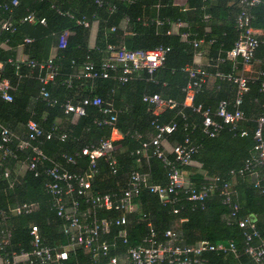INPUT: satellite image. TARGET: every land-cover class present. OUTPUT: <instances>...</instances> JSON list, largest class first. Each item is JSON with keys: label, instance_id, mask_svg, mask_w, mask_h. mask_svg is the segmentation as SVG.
Returning a JSON list of instances; mask_svg holds the SVG:
<instances>
[{"label": "trees", "instance_id": "16d2710c", "mask_svg": "<svg viewBox=\"0 0 264 264\" xmlns=\"http://www.w3.org/2000/svg\"><path fill=\"white\" fill-rule=\"evenodd\" d=\"M10 1L0 0V3ZM110 6L114 7V11H109ZM57 10L68 12L73 19L58 15ZM29 12H35L38 18H44L46 25L21 23V19ZM239 13V0H189L187 9L173 5V0H135L133 3L128 0H103L102 6H98L95 0H18V5L10 11L2 13L0 10V16L8 19L15 28L13 33L0 31V45L5 43L9 48H0L2 76L13 87L10 92L11 102L0 98V125L15 133L21 140L28 139L26 124L29 121L37 123L44 133H51L49 140L43 136L31 142L33 145L40 143L39 148L51 161H44L33 171L26 170L22 176L16 173L18 165L27 162L32 152L30 149L16 150L17 141L9 145L15 151L16 159L8 158L4 161L3 169H8L10 173L8 178L3 176V169H0V211L24 203H33L38 207L30 214L11 216L5 223L0 222V229L7 227L11 231L10 246L6 248V252L30 251L32 226L39 230L46 245L66 243L61 232L65 222L56 215L52 206L53 197L45 188V184L51 182L46 171L55 164L71 174H85L90 170L89 160L80 155L81 150L85 147H96L108 139L112 128L97 124L104 115L96 107H86L85 116L73 121L72 116L64 115L63 105L99 97L103 102L110 103L118 112L114 127L123 139L114 143L117 149L111 153L116 160V173H112L105 158L95 161V173L91 181L94 192L116 193L120 196L127 188L129 176L133 171L147 174L148 183L151 185L165 186L168 169L161 160L151 155L152 148L141 154H136V151L155 134V125L175 124V131L167 136L172 146L182 144L186 138L200 146L193 160L201 166L203 174L193 173L189 166L184 167V170L193 173L188 177L190 184L198 188L212 177L231 180L235 192L233 201L240 205L236 219L227 224L226 217L230 210L222 203L219 192L206 198L202 205L187 201L183 193L178 194L176 203L163 204L156 195L142 189L138 203L147 220L132 225L128 234L129 243H139L148 230L149 222L160 239L165 231H175L182 247L193 246L202 240L212 244L234 243L237 256L209 253L205 255L207 264H254L244 254V237L242 230L236 225V220L253 216L254 225L264 238V193L253 187L251 177L235 176L231 179L230 171L242 168L256 144L255 120L264 115L261 79H251L247 92L242 96L240 108L246 120L240 123L236 130L224 126L213 138L202 133V117L182 106L183 88L189 81L185 69L194 66V53L204 50L210 62H215L218 58L224 59L226 52L233 48L238 37L235 23ZM250 14L253 17V28H264V5L260 3L254 6L250 9ZM205 15L208 16L207 21L203 19ZM80 18H85L90 23L98 21L95 40V48L98 50L89 48V27L77 25L76 20ZM155 21L163 24L157 25ZM177 22L186 24V31L190 34L187 42L181 41L180 31L168 34L170 24ZM123 23L129 35L123 33ZM112 28L115 30L111 32ZM67 29L71 36L66 47L56 50L58 34ZM25 38L32 39V43L23 44ZM193 40H203V50L202 47L195 50L191 44ZM121 42L127 50H153L163 47L169 48L170 52L162 68L152 75L142 73L139 78L125 84H119L113 79L92 80L74 77L87 61L93 62L98 69L106 57V46H117ZM18 47H21L28 60L38 64L49 60L55 49L53 66L56 76L46 88L49 98L57 101L56 105L48 106L40 96L42 84L39 78L45 75L46 70L39 66L31 69L24 62L16 63ZM256 53L257 57L264 60V44L261 42ZM220 68L225 72L220 71ZM205 69L207 70L206 67ZM258 69L264 71V63ZM207 71L234 74L229 61L218 63L216 68L210 67ZM67 81L71 82L70 85ZM233 87V94L220 93L214 100V106H206L200 101L201 90L196 94L194 104L214 111L219 101L234 100L236 89L235 85ZM154 94L164 100H173L178 106L165 109L156 116L150 109L151 106L142 100L144 96ZM182 114L186 118H182ZM242 131L246 132V135L242 136ZM62 135H65L64 139H61ZM167 157L173 159L171 154ZM67 158L74 159V164L69 163ZM73 199L80 203L81 210L87 208L83 199L75 195L67 197L65 201ZM176 208L179 213L174 215L172 210ZM96 215L102 218L109 213L99 210ZM119 215L120 212H112L113 217ZM116 232L117 229L114 228L111 236ZM119 249L121 252L126 250L122 246H119ZM64 264H90V261L81 250H76L70 253L68 261Z\"/></svg>", "mask_w": 264, "mask_h": 264}, {"label": "built area", "instance_id": "2783aa9c", "mask_svg": "<svg viewBox=\"0 0 264 264\" xmlns=\"http://www.w3.org/2000/svg\"><path fill=\"white\" fill-rule=\"evenodd\" d=\"M42 1V0H39ZM133 3L135 0H128ZM98 6H102L103 0H95ZM262 3L264 0H239L240 13L236 19V29L238 37L233 48L226 52L225 58H218L215 62H210L206 67L216 68L218 63L229 61L234 68V74H224L219 71L210 73L205 69V65L198 62L201 52L194 54L195 62L193 67L186 68L189 81L183 88L184 100L182 106L189 108L193 113L202 117V133L207 137H215L224 126L231 130H236L238 125L244 122L245 116L241 111L242 96L248 90V83L251 79L259 80L260 91L264 92V71L257 69L253 77H246L237 73L236 69L250 67L255 58L256 49L260 40L255 35V29L252 26V15L250 9ZM18 5V0H11L9 3H0L1 12H8L11 8ZM54 8V7H53ZM109 11H114L110 6ZM58 15L73 19L68 12L57 10ZM207 21L208 16L203 17ZM127 21V19L125 20ZM21 23L34 24L39 23L45 26L44 18H38L35 12H29L21 19ZM157 25H162L160 21H155ZM76 24L85 28L90 26V22L85 18L76 20ZM171 29L168 34L181 28V22L170 24ZM15 28L11 22L0 16V31L13 33ZM115 29L112 28L111 31ZM71 32L63 30L58 34L56 50L64 49L67 45ZM190 37L188 32L180 34L184 41ZM201 40L191 42L196 50L201 45ZM32 43V39L25 38L23 44ZM96 51L95 47L92 48ZM106 57L101 61L98 69L93 62L83 63L77 73L74 75L77 79H113L119 84H125L132 79L139 78L142 73L152 75L157 69L164 66L166 56L170 52L169 48L158 47L153 50H127L124 46L107 45L105 48ZM9 62H12L11 60ZM26 63L28 67L44 68L45 75L39 78L42 88L40 96L48 106L57 104L56 100L49 98L47 85L54 80L56 70L53 66V57L42 64L36 61L28 60L23 57L16 63ZM16 68L18 65L16 64ZM3 64L0 61V98L5 102H11L10 92L13 87L6 78H3ZM215 77L235 85L236 93L232 102L221 100L218 102L214 111L204 109L201 105L194 104V98L210 77ZM70 81L67 84L70 85ZM143 102L148 103L157 115L162 109H174L178 104L173 100H164L159 95L144 96ZM96 107L104 115V118L97 124L99 126H109L115 131L117 111L110 103L103 102L99 97L86 98L78 103L67 102L63 105L64 115L72 118L85 116L86 107ZM182 118H186L184 114ZM254 131L255 146L252 149L251 156L245 160L242 168L237 171H230V177L235 176L251 177L253 187L264 193V115L256 120ZM29 132L28 139L21 140L15 133L8 128L0 125V169H3L4 161L8 158L16 159L15 151L9 147L11 143L17 141L16 150L24 151L30 149L32 156L25 162L26 170L33 171L38 165H41L49 158L39 148L40 143L31 144L40 137L46 140L51 138V133H44L37 123L29 121L26 124ZM176 129L175 124L155 125V134L148 142L141 144V149L136 154L144 153L148 148H152V156L161 160L168 169L167 184L165 186L151 185L148 183L147 174L133 171L128 179L127 188L119 196L116 193H100L92 190L91 181L95 173V161L99 158H105L112 173H116V160L111 153L114 150V142L111 139L102 141L96 147H85L80 155L89 160L90 170L85 174H71L63 170L59 165H54L46 171V175L51 182L45 184L47 193L53 197V209L56 215L62 219L65 224L61 232L65 237V244L57 242L53 246H48L42 240L39 230L32 226L30 229L31 242L30 251H21L19 253L6 252L10 245L11 231L4 227L0 229V264H64L68 261L70 253L81 250L88 256L90 264H207L206 254L221 253L237 256V250L233 242L212 244L205 240L197 242L193 246L182 247L178 235L173 230L164 232L162 239L159 238L153 225L147 223V232L140 239L138 244L132 245L128 241L129 231L134 223L146 221V215L139 208L140 192L147 189L149 193L154 194L163 204H174L178 201V194L186 195V200L193 203H200L215 192L222 196V203L229 208V214L226 217L227 224L236 219L240 210V205L233 201L235 192L231 180L226 181L220 177L207 179L205 183L198 188H194L186 176L184 167L189 166L199 152L200 146L193 144L189 138H186L182 144L171 147L173 159H169L164 151L163 144L167 136L171 135ZM241 135H246L242 131ZM65 135L61 136L64 139ZM69 163L74 164V159L67 158ZM10 175L8 169H3V176L8 178ZM75 195L82 198L87 208L80 209V203L76 200L66 202L65 199ZM74 198V197H73ZM33 203H24L8 210L0 211V222L5 223L11 216L30 214L37 209ZM103 210L109 213L106 217H98L96 212ZM112 212H120L117 217L112 216ZM174 215L179 213V209H173ZM133 215V217H130ZM237 227L242 230L244 237V254L247 255L254 264H264V238L257 231L254 222L250 217H244L236 220ZM116 228L117 232L113 236L112 230ZM111 237V238H110ZM119 246L126 250L121 252Z\"/></svg>", "mask_w": 264, "mask_h": 264}, {"label": "crops", "instance_id": "0c3cea01", "mask_svg": "<svg viewBox=\"0 0 264 264\" xmlns=\"http://www.w3.org/2000/svg\"><path fill=\"white\" fill-rule=\"evenodd\" d=\"M188 1L189 0H173V5H175V6H178V7H181V8H183V9H187V7H188ZM158 7V6H157ZM156 7V8H157ZM170 29H171V26H170ZM186 29H187V26H186V24L185 23H183V22H181V28L179 29V30H174L173 31V33H177V32H181V34L182 33H184V32H187L186 31ZM255 29V35H256V37L260 40V42L262 43V44H264V28H261V27H259V28H254ZM97 31H98V21H96V20H94V21H92L91 23H90V26H89V40H88V45H89V48H93V47H95V40H96V35H97ZM111 31V30H110ZM122 31H124L123 33L125 34V35H129L130 33H128V32H126V26H125V24L123 23L122 24ZM112 32V31H111ZM181 41L182 42H187V41H184L183 39H181ZM202 42H201V45H200V48L203 50V47L205 46V43H204V41L203 40H201ZM117 46H124L123 45V43L121 42L120 44H118ZM0 48L1 49H9L8 47H7V45L5 44V43H2L1 45H0ZM199 48V49H200ZM16 52H17V55H16V62H19L20 60H22V58L23 57H25L24 56V54L22 53V49H21V47H18V48H16ZM55 49L52 51V57L55 55ZM201 52V57L198 59V62L199 63H201V64H203V65H205V67H206V65L207 64H209L210 63V61H208V58H207V54L205 53V51L203 50V51H200ZM195 54V53H194ZM194 56V55H193ZM10 61V60H9ZM225 62V61H224ZM231 63V62H230ZM264 63V60H262L261 58H259V57H257V53H255V58H254V62H253V64L250 66V67H246V68H244V69H242V67H238L237 69H236V72L237 73H240V74H243L244 76H246V77H253L254 76V72L262 65ZM193 64L194 65H196L197 63L195 62V58L193 57ZM231 67H232V69H233V71H235L234 70V68H233V65H232V63H231ZM207 68V70H209L210 69V67H206ZM220 71H222V72H225L224 70H223V68H220ZM221 72V73H222ZM210 73H213V72H210ZM227 74H230V73H227ZM229 83V82H228ZM228 83H226L225 81L223 82V81H221L220 79H218V78H215V77H212V76H210L207 80H206V82H205V84L203 85V88H202V91H201V93L199 94V96H200V101L201 102H203V104H206V106H214V105H216V102H214V100L218 97V95L220 94V93H222L223 95L224 94H230V95H232L233 94V85H230V84H228ZM236 89V88H235ZM227 91V92H226ZM232 93V94H231ZM229 95V96H230ZM183 100H184V98H183ZM183 100H182V102H183ZM199 105V104H198ZM151 110H152V112L154 111V109L151 107L150 108ZM165 109H167V108H164V109H162L157 115H159L162 111H164ZM153 114H154V112H153ZM155 115V114H154ZM156 115V116H157ZM76 119L75 118H73V121H75ZM109 139H111L114 143H117V142H120L122 139H123V137H122V135L117 131V130H115V131H112L111 132V135H110V137H109ZM171 147H172V145L168 142V140H167V138H166V142L163 144V148H164V151H165V153H166V155L168 156L170 153H171ZM117 149V147L114 145V150H116ZM51 161V160H50ZM189 167L192 169L191 171H193V173H200V174H203V172L201 171V166L198 164V163H196L195 161H193L190 165H189ZM25 171H26V164H25V162H22L20 165H18V169H17V174H19L20 176H22L24 173H25ZM185 173H186V176H187V178L191 175V174H193V173H190V172H188L187 170H185ZM144 174V173H143ZM147 177H148V175H147ZM148 180H149V178H148ZM83 253V252H82ZM84 254V253H83Z\"/></svg>", "mask_w": 264, "mask_h": 264}, {"label": "water", "instance_id": "95a60500", "mask_svg": "<svg viewBox=\"0 0 264 264\" xmlns=\"http://www.w3.org/2000/svg\"><path fill=\"white\" fill-rule=\"evenodd\" d=\"M252 222H255V218L253 216L250 217Z\"/></svg>", "mask_w": 264, "mask_h": 264}]
</instances>
